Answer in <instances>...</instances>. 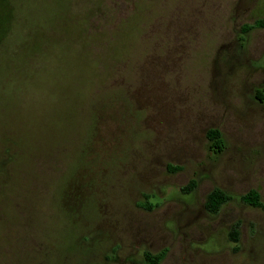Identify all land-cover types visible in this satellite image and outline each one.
I'll return each instance as SVG.
<instances>
[{
  "label": "rangeland",
  "instance_id": "374dc122",
  "mask_svg": "<svg viewBox=\"0 0 264 264\" xmlns=\"http://www.w3.org/2000/svg\"><path fill=\"white\" fill-rule=\"evenodd\" d=\"M262 18L264 0H0V264H264V211L241 201L264 204V28L243 32Z\"/></svg>",
  "mask_w": 264,
  "mask_h": 264
},
{
  "label": "trees",
  "instance_id": "16d2710c",
  "mask_svg": "<svg viewBox=\"0 0 264 264\" xmlns=\"http://www.w3.org/2000/svg\"><path fill=\"white\" fill-rule=\"evenodd\" d=\"M253 28H264V18L256 21L253 25H247L244 26L243 32H247ZM259 97L258 99L261 100L264 98V95H262L260 92L258 93ZM207 140L211 143L210 147L215 151L219 152L222 148V140H221V134L219 131L215 129H210L206 133ZM180 168L179 167H169L170 172H176ZM195 181H191L187 186L184 188H181V190L185 193L190 192L193 188H195ZM229 200V196L226 195L222 190L215 189L211 193L208 194L207 200L205 203V208L210 214H216L220 207ZM241 201L253 208H259L264 211V204L260 201L259 194L252 190L249 191L247 194L243 195L241 197ZM150 206V205H149ZM230 238L232 242H237L238 240V233L236 229H233L230 233ZM164 256V253H160L156 255L155 257H152V259H148L149 264H158L159 261L162 260Z\"/></svg>",
  "mask_w": 264,
  "mask_h": 264
},
{
  "label": "flooded vegetation",
  "instance_id": "af4514ba",
  "mask_svg": "<svg viewBox=\"0 0 264 264\" xmlns=\"http://www.w3.org/2000/svg\"><path fill=\"white\" fill-rule=\"evenodd\" d=\"M160 253H162V252H158L156 254H151V253H148V252H143V260H144V263L145 264H149L148 259H152V257H155L156 255H158Z\"/></svg>",
  "mask_w": 264,
  "mask_h": 264
}]
</instances>
